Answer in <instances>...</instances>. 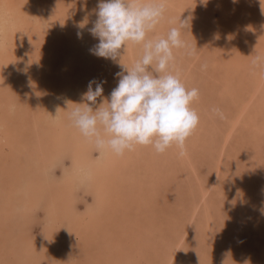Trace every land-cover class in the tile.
<instances>
[{
  "label": "rangeland",
  "instance_id": "374dc122",
  "mask_svg": "<svg viewBox=\"0 0 264 264\" xmlns=\"http://www.w3.org/2000/svg\"><path fill=\"white\" fill-rule=\"evenodd\" d=\"M253 1L258 7L257 11L254 10ZM52 2L53 0H0V50L3 51H0V142L6 139L9 142L24 141L21 143L26 147L24 153L34 158L33 161H36V153L43 152L37 151L40 143H48L54 160L53 165L43 174L40 164L33 162L25 154L20 157L16 153L17 156L10 158L5 149L4 154L0 155V206L6 201L8 205L9 201L20 202L21 205L25 203L29 181L33 177L35 180L36 177L42 178L43 183L44 180L45 183L56 180L59 183L69 175H74L77 182H74L76 188L70 203L71 211L88 216L94 210L99 213V224L88 222L91 230L84 236L85 244L80 239L69 240L67 237L61 247L51 242L47 252L43 253L41 246L44 245V236H48L46 233L51 230L49 228L56 223L51 218L49 193L40 194L38 198L44 201L40 200L38 210L32 217L26 215L29 218H24L19 212L17 216L20 217L19 223L23 224L21 220L28 223V231L17 239L20 243H24L26 238L30 240L26 248L33 246L35 249L30 253L37 259L25 256L24 252L28 251H25L24 243L19 251L11 252L12 258L7 260V264H55L54 258L57 256L62 259L59 264H221L222 261L223 264H244L245 261L248 264H264V102L259 101L264 100L260 92L255 97L250 96L254 85L252 82L257 74L260 77L259 73L264 67V64L256 66L253 63L256 55L264 58V11L261 6L264 5V0H155L165 5V11L154 30L147 34V39L166 37L171 28L179 27L180 18L183 20L191 17L189 32L182 30L181 38L195 49V55L190 57L185 54L184 49H173L174 61L169 70L179 75L186 88L199 90L198 99L192 104L199 116V124L185 142V155H179V150L174 145L164 153H157L150 145H136L130 152L115 154L123 159L118 161L119 166L106 156L111 151L104 150L102 153L77 128L70 125L69 111L64 118H59L61 113L58 110L62 101L72 105V109L78 107L75 104L88 103L95 110L103 103L104 98L110 97L111 91L117 86L119 78L116 73L123 70L122 64L132 67L141 58L143 47L134 44L129 48L128 45L127 53L121 49V56H124L122 60L118 57L116 62L97 57L91 53L90 43L93 48L98 40L91 39L88 34L94 21L93 16L86 17L82 11L83 8H90L91 4L95 5L96 10L99 0H54L55 5ZM140 2L148 3L152 0ZM53 20H57L59 25L53 23L56 22ZM49 39L50 42L54 40L55 44H50ZM251 42L256 45L252 46ZM233 46L241 52L239 54L244 67L240 65L229 68L224 63V58L237 57L238 52L231 48ZM46 49L48 52L44 53ZM94 57L96 60L93 62ZM202 65H206V69ZM85 74H91L93 78L85 77ZM82 77H85L87 86H82L79 93L78 81ZM89 79L104 82V95L97 98L95 105L81 99V94L87 91ZM64 80L67 81L64 82L65 88L69 83L71 85L67 94L64 93L65 97L61 96V99L52 98V91L60 84L63 87ZM225 85L230 88L229 91L225 90ZM254 87L257 88L256 85ZM262 87L261 90L264 85ZM65 88L61 89L62 92ZM234 88L238 89L235 97L229 96L227 101H221V97L226 92L231 94ZM48 97L53 101L49 111L45 113L39 100ZM245 101L249 103L246 114L253 122L248 121L243 126L235 127L229 137L228 132L234 126L239 107ZM202 103L208 104V113L201 106ZM213 106L219 107L220 113L223 111L222 115H212ZM238 118L242 117L238 114ZM69 133L70 138L67 136ZM59 135L65 152L61 149L62 146L59 149L55 147V139ZM4 148L2 147L3 150ZM43 149L47 150L46 147ZM23 160H29L30 165H25ZM87 161L91 164L90 168L82 163ZM77 162L85 165L80 168V173H76ZM106 164H113L114 168L119 167L121 171L118 170L117 175L113 170L109 172L111 175H108L107 181L110 178V183H107L105 191H111L112 196L109 204L103 206L95 186L96 176L91 171L106 168ZM6 169L16 171L11 174L12 180L5 177ZM113 174L117 176L114 180H120L115 183L116 186L119 185V192H113ZM203 179L209 182L206 185H213L208 190L205 189L204 193L210 203L208 206H205L201 187L199 188ZM9 185L13 186V190L9 189ZM4 214L0 215V230L10 226L13 228L15 219L5 221ZM71 223V220H66L64 230L71 227ZM7 236L10 237L0 231L2 242L5 243L3 240ZM6 241L8 242V237ZM12 249H15L14 245ZM66 249L72 250L75 257L65 259ZM61 251L64 253L59 254Z\"/></svg>",
  "mask_w": 264,
  "mask_h": 264
},
{
  "label": "clouds",
  "instance_id": "9594fccd",
  "mask_svg": "<svg viewBox=\"0 0 264 264\" xmlns=\"http://www.w3.org/2000/svg\"><path fill=\"white\" fill-rule=\"evenodd\" d=\"M164 11L165 5L155 0H99L96 20L88 29L98 40L91 53L116 62L124 56L121 49L127 53L130 43L143 47L141 58L132 67L120 60L123 70L116 73L118 84L95 110L88 103H72L78 106L70 110L72 125L101 152L122 155L136 145H150L157 153H164L174 145L183 156L185 142L199 124L192 107L199 90L186 88L179 75L169 70L174 61L173 49H184L190 57L195 55V49L181 38L182 30L189 32L191 17L180 18L179 27L171 28L166 37L147 39ZM253 63L264 64V58L256 55ZM103 83L90 81L81 99L95 105L104 95ZM212 112L222 115L218 108Z\"/></svg>",
  "mask_w": 264,
  "mask_h": 264
},
{
  "label": "bare ground",
  "instance_id": "6f19581e",
  "mask_svg": "<svg viewBox=\"0 0 264 264\" xmlns=\"http://www.w3.org/2000/svg\"><path fill=\"white\" fill-rule=\"evenodd\" d=\"M38 1V0H37ZM51 1V0H50ZM27 2V1H26ZM46 2V1H45ZM53 2H54V0H53ZM52 2V3H53ZM12 3V2H11ZM39 3V2H38ZM142 3V2H141ZM232 3H234V2H232ZM6 4H9V3H7L6 2ZM5 4V5H6ZM50 4V3H49ZM48 4V5H49ZM54 4V3H53ZM253 5H254V7H255V9L254 10H258L257 8L258 7H256V2H254L253 1V3H252ZM9 5H11V4H9ZM40 4H38V6H39ZM42 5V4H41ZM55 5V4H54ZM54 5H53V7H54ZM214 5V4H213ZM213 5L211 6V7H213ZM12 6V5H11ZM35 6V5H34ZM51 5H49V7H50ZM94 4H91V7L90 8H86V9H84L83 8V13H84V15L87 17V15L89 16V17H91L92 18V16H93V20L95 21L96 20V16L94 17V15H95V10H94ZM83 7V6H82ZM7 8H9V7H7ZM13 7H11V9H12ZM38 8V7H37ZM43 8V7H42ZM223 8H224V6H223ZM53 9H55V7L53 8ZM53 9L51 10V11H53ZM10 10V9H9ZM213 10V9H212ZM225 12V11H224ZM53 13H54V11H53ZM57 12L55 11V14H56ZM186 13H188L189 14V12H186ZM33 14V13H32ZM205 14V13H204ZM239 14V13H238ZM209 16V15H208ZM7 17V16H6ZM12 17H14V16H12ZM15 17H16V15H15ZM14 17V18H15ZM43 17V16H42ZM59 17V16H58ZM234 18V17H233ZM8 19H9V17H8ZM25 19V18H24ZM42 19V18H41ZM40 19V20H41ZM208 19V18H207ZM223 19V18H222ZM235 19H237V18H235ZM261 19V18H260ZM38 20V19H37ZM43 20V19H42ZM41 20V21H42ZM45 20V19H44ZM48 20V19H47ZM59 20V19H58ZM74 20V19H73ZM15 21H16V19H15ZM53 21H56V22H53V23H58L57 22V20H53ZM75 22H76V20H74ZM94 21H92V22H94ZM260 21V20H259ZM16 23V22H15ZM31 23H32V21H31ZM41 23V22H40ZM29 24V23H28ZM44 24V23H43ZM241 24V23H240ZM1 25H2V23H1ZM40 25H42V24H40ZM58 25H59V23H58ZM93 25V23H91V26ZM6 26V25H5ZM16 26V25H15ZM33 26V25H32ZM257 26H259V25H257ZM11 27H13V26H11ZM15 28V27H14ZM13 28V29H14ZM21 28H22V26H21ZM29 28V27H28ZM36 28V27H35ZM55 27H51V29H54ZM34 29V28H33ZM239 29V28H238ZM36 30V29H35ZM58 30H60V27L58 26ZM0 31H1V29H0ZM44 31H46V30H44ZM51 30H49V35H51L50 32ZM53 31V30H52ZM11 32V31H10ZM13 32V31H12ZM24 32H26V31H24ZM27 33H30V31L28 32V30H27ZM11 34V33H10ZM89 34V37L91 38V39H93L94 37L90 34V33H88ZM215 34V33H214ZM5 35V34H4ZM55 35V34H54ZM67 35H68V33H67ZM42 36H43V34H42ZM57 36H58V34H57ZM66 36V35H65ZM43 37H45V36H43ZM49 38V37H48ZM73 38V37H72ZM67 39V38H66ZM48 40V39H47ZM29 41V40H28ZM43 41V40H42ZM54 40H51V42H50V39H49V42H50V44H53L54 42H53ZM59 42V41H58ZM1 43H3V42H1ZM72 43V42H71ZM55 44V43H54ZM60 44V43H59ZM68 44V43H67ZM249 44V43H248ZM6 45V44H5ZM43 45V47L45 46V44H42ZM133 45L134 44H129V48H132L133 47ZM251 45H256L255 43H253V42H251ZM13 46V45H12ZM12 46H11V48H12ZM25 46H26V44H25ZM31 46V45H30ZM29 46V47H30ZM54 46H56V45H54ZM72 46V45H71ZM73 46H74V44H73ZM4 47V46H3ZM2 47V48H3ZM23 47V46H22ZM28 47V46H27ZM34 47V46H33ZM43 47H41V48H43ZM251 47V46H250ZM14 48V47H13ZM54 48V47H53ZM66 48V47H65ZM92 47H91V43H90V49H91ZM252 48V47H251ZM264 48V47H263ZM5 49V48H4ZM20 49V48H19ZM22 49H24V48H22ZM27 49V48H26ZM33 48H31V50H32ZM3 50V49H2ZM10 50V49H9ZM11 50H13V49H11ZM34 50V49H33ZM47 50V49H46ZM43 51L44 53L45 52H48V50L47 51ZM238 50V49H237ZM1 51V50H0ZM28 51H29V49H28ZM37 51V50H36ZM35 51V52H36ZM239 51V50H238ZM249 51H251V49L249 50ZM1 52H3V51H1ZM21 52V51H20ZM30 52V54H31V51H29ZM28 52V53H29ZM10 52H8V54H9ZM14 53H16V52H14ZM25 53V52H24ZM50 53V52H49ZM65 53V52H64ZM3 54V53H2ZM8 54H6V56H9ZM33 54H34V52H33ZM4 55V54H3ZM42 55V54H41ZM65 55H67V54H65ZM235 55H237L236 53H235ZM11 56V55H10ZM16 55L14 54V57H15ZM47 55H45V57H46ZM50 56V55H49ZM60 56V55H59ZM4 57V56H3ZM2 58V57H1ZM7 58V57H6ZM9 58V57H8ZM39 58V57H38ZM47 58V57H46ZM65 58V57H64ZM190 58V57H189ZM12 60H13V57L11 58ZM15 59H16V57H15ZM27 59V58H26ZM35 59H36V57H35ZM93 59V62L96 60V57H94V58H92ZM227 59V62H224V63H226V65L230 68L231 66H233V67H236V66H240V65H242V63H241V59H240V54H238L237 55V57H228V58H226ZM34 60V59H33ZM84 60H86V59H84ZM228 60H229V62H228ZM21 61V60H20ZM29 61H30V59H29ZM39 61V60H38ZM42 61H44V59L42 60ZM226 61V60H225ZM45 62V61H44ZM61 62V61H60ZM63 62V61H62ZM61 62V63H62ZM22 63V62H21ZM30 63V62H29ZM212 64V63H211ZM46 65H47V63H46ZM235 65V66H234ZM28 66V65H27ZM77 66V65H76ZM116 66V65H115ZM243 66V65H242ZM244 67V66H243ZM41 68V67H40ZM78 68V67H77ZM45 69V68H44ZM48 69V68H47ZM263 69H264V67H263ZM262 69V71H261V73H259V78H258V74H257V77H256V79L252 82L253 84V88L251 89L252 90V93H250V96H256V95H258V93L259 94H261V97H263V100H264V89H262L261 90V88H263L262 86L264 85V70ZM46 70V69H45ZM233 70V69H232ZM251 70V69H250ZM64 71V70H63ZM89 71H92V69H89ZM114 71V70H113ZM184 72V71H183ZM182 72V73H183ZM103 73V72H102ZM186 73V72H185ZM3 74V73H2ZM33 75V74H32ZM185 75H187V74H185ZM36 76V75H35ZM70 76V75H69ZM85 77H89V78H93V76H91V74H85ZM85 77H82V79H80L78 82V90H79V93H80V90H81V88H86V86H87V84L85 83V80L86 79H84ZM25 78V77H24ZM33 79H34V77H33ZM102 79V78H101ZM89 81H90V79L88 80V83H89ZM64 82H65V80L62 82V84H63V87L62 86H60L59 85V87H57V89H54L53 91H52V98H56V99H59L61 96H63V97H65V95H64V93L65 94H67L66 92L70 89V87H71V85H70V83H69V85H66L67 86V88H65V85H64ZM67 82V81H66ZM65 82V83H66ZM34 83V82H33ZM118 83V82H117ZM206 83V82H205ZM251 84V83H250ZM104 85V84H103ZM257 86V88L256 87H254V86ZM83 86V87H82ZM95 86V85H94ZM115 86V85H114ZM116 87V86H115ZM114 87V88H115ZM225 87H226V85H225ZM230 87H231V85H230ZM5 88V87H4ZM62 88H65V90H63V92H62ZM227 89H225V90H228L229 91V89L230 88H228V87H226ZM60 89V90H59ZM213 90V89H212ZM3 91H4V89H3ZM21 91V90H20ZM72 91H74V90H72ZM16 92V91H15ZM236 92H238V89L237 88H234V89H232L231 90V94H230V92H226V95H223L222 97H221V101H227V99H228V97L229 96H232L233 98L235 97V95H236ZM250 92V91H249ZM4 93H7L6 91L4 92ZM211 93H212V91H211ZM32 95V94H31ZM82 95V94H81ZM30 96V95H29ZM74 96V95H73ZM44 97V96H43ZM52 98L50 97H48V98H43V100H39L40 101V105H41V107H42V109L44 110V112L45 113H47V111H49V107H50V105H51V101H53L52 100ZM233 98H232V100H233ZM37 99V98H36ZM61 99V98H60ZM230 99V98H229ZM253 99H255V98H253ZM38 101V102H39ZM229 101V100H228ZM235 101V100H234ZM261 103L262 102H264V101H261V100H259ZM71 102H73V100L71 101ZM215 102H216V100H215ZM218 102H219V100H218ZM246 102V101H245ZM4 103V102H3ZM2 103V104H3ZM58 103H59V100H58ZM60 103H61V101H60ZM226 103V102H225ZM228 103V102H227ZM235 104H236V102H234ZM233 103V104H234ZM212 104V103H211ZM216 104H218V103H215V105ZM230 104V103H229ZM228 104V105H229ZM248 102H246L243 106H240L239 107V112H238V114L242 117V118H238V114H237V117H236V121H235V123H234V126H233V128L230 130V132H228V136L230 137L232 134V132H233V130H234V128L235 127H237V126H243V125H245L246 123H248V121H250V119L248 118V112H247V108H248ZM74 105V104H73ZM227 105V104H226ZM227 105V106H228ZM72 105H70V106H68V104L65 102V103H63V101H62V104H61V107L59 108V110H58V112H60L61 113V115L59 114L58 115V117L59 118H64L65 117V115L68 113V111H67V108H69V112H70V110L72 109V107H71ZM211 106V105H210ZM230 106V105H229ZM71 107V108H70ZM214 107V106H213ZM212 107V108H213ZM232 107V106H231ZM214 108H216V107H214ZM219 108V107H218ZM224 108V107H223ZM2 109V108H1ZM41 110V109H40ZM229 110V109H228ZM1 112V111H0ZM39 112V111H38ZM41 112V111H40ZM225 112V111H224ZM228 112V111H227ZM231 112H233V111H231ZM54 113V112H53ZM221 113H223V111L221 112ZM226 113V112H225ZM247 113V114H246ZM48 115V114H47ZM212 115H213V112H212ZM211 115V116H212ZM1 116V115H0ZM41 117V116H40ZM53 117V116H52ZM57 117V118H58ZM214 116H212V118H213ZM221 118V117H220ZM2 119V118H1ZM69 119V118H68ZM210 119V118H209ZM47 120V119H46ZM243 122H242V121ZM20 121V120H19ZM5 122V121H4ZM45 122V121H44ZM59 122V121H58ZM242 122V123H241ZM251 122H253V121H250V123ZM5 125H6V123H4ZM42 124V123H41ZM68 124V123H67ZM70 124V123H69ZM243 124V125H242ZM1 125V124H0ZM3 125V124H2ZM14 125H16L17 126V124H14ZM55 125V124H54ZM71 126H72V124H70ZM47 126H49V125H47ZM260 126H262V125H260ZM3 127V126H2ZM59 127V126H58ZM64 127V126H63ZM261 128V127H260ZM13 129V128H12ZM70 129V128H69ZM262 129V128H261ZM264 129V128H263ZM3 130V129H2ZM1 130V131H2ZM40 130V129H39ZM56 130V129H55ZM62 130V129H61ZM75 130V129H74ZM60 131V130H59ZM66 131H67V129H66ZM3 132V131H2ZM44 133V132H43ZM255 133V132H254ZM2 134V133H1ZM6 134V133H5ZM26 135V134H25ZM69 135H71L70 133L67 135V136H69ZM257 135V134H256ZM64 136V135H63ZM43 137V136H42ZM226 137V136H225ZM1 138H2V136H1ZM4 138H6V137H4ZM45 138V137H44ZM69 138H70V136H69ZM84 138V137H83ZM82 138V139H83ZM67 139H68V137H67ZM65 140V141H68V140ZM76 139V137H74V140ZM60 140H62V137H60V135H59V138L58 139H55V141L57 142L55 145V147L57 148V149H59L58 147H60L61 148V146H62V148L61 149H63V141H60ZM86 140H87V138H86ZM0 141H2V140H0ZM5 141V142H4ZM13 142V143H12ZM12 142H9L8 141V139H6V140H3V142H0V155L2 156L4 153V151H8L9 152V154L8 155H10V158H13L14 156H17V154H18V156H20V157H22L23 156V154H25L24 153V148H25V150H26V147L23 145V144H21L22 142H24V141H20V142H15V141H12ZM77 142V141H76ZM86 142V141H85ZM90 142V141H89ZM38 143V142H37ZM87 144H88V142H86ZM91 143V142H90ZM14 144V145H13ZM67 144V143H66ZM72 144V143H71ZM40 147L37 149V151H40V150H42L43 152H39V153H36L35 155H36V161H33V159L34 158H31L29 155H26L25 154V156H28V158L29 159H32V161L33 162H35V163H37V164H40V166H41V170H42V172H43V174H45L48 170H49V167L50 166H52L53 165V163H52V161H54L53 159H52V157H53V154L51 153V150H50V147H49V145H48V143L46 144V143H44V144H42V143H40ZM76 145V144H75ZM66 146V145H65ZM2 147L4 148V150L2 149ZM13 147H15L14 149H13ZM46 147V149L47 150H45L44 151V149L43 148H45ZM48 147V148H47ZM72 147H74V146H72ZM261 147V146H260ZM67 148V150H68V147L66 146L65 147V149ZM80 148V147H79ZM88 148V147H87ZM6 149V150H5ZM9 149V150H8ZM73 149V148H72ZM74 149H76V147L74 148ZM3 150V151H2ZM71 150V148L69 149V151ZM85 150V149H84ZM36 151V152H37ZM63 151H64V149H63ZM62 150H61V152H63ZM60 152V151H59ZM65 152V151H64ZM87 152V151H86ZM108 152V151H107ZM130 152V151H129ZM17 153V154H16ZM67 153V152H66ZM70 153V152H69ZM73 153V152H72ZM82 153H84V152H82ZM103 153V152H102ZM135 153V152H134ZM39 154V155H38ZM62 154V153H61ZM68 154V153H67ZM74 154V153H73ZM129 154V153H128ZM75 155V154H74ZM131 155V154H130ZM63 155H61V157H62ZM106 156H109L111 159H112V161L113 162H116L117 164L119 163L118 161L119 160H121L122 158L120 157H117L113 152H109ZM134 156V155H133ZM59 157H60V155H59ZM58 157V158H59ZM85 157H87L86 156V154H85ZM84 157V158H85ZM157 157V156H156ZM154 158H155V156H154ZM27 159V158H26ZM80 159V158H79ZM87 159V158H86ZM111 159H110V161H111ZM138 159V158H137ZM123 160V159H122ZM32 161H31V163H32ZM81 161V160H80ZM80 161H78V162H80ZM85 161V160H84ZM93 161V160H92ZM91 161V162H92ZM190 161V160H189ZM23 163H25V165H30V163H28L29 162V160H23L22 161ZM78 162H77V164H78ZM126 162V161H125ZM141 162H142V160H141ZM22 163V164H23ZM28 163V164H27ZM82 163H85V165H86V167H88V168H90V165L91 164H89V162L87 161V162H82ZM96 163V162H95ZM115 164V163H114ZM117 164H115V165H117ZM19 165V164H18ZM24 165V164H23ZM55 165H56V163H55ZM76 165V164H75ZM81 165H83V166H81ZM85 165L84 164H78L77 165V167H76V173L77 172H79V171H81L82 169H80V168H84L85 167ZM93 165V164H92ZM101 165V164H100ZM95 166V165H94ZM96 166H97V164H96ZM117 166H119V164L117 165ZM98 167V166H97ZM139 167V166H138ZM10 168V167H9ZM15 168V167H14ZM54 168V167H53ZM96 168V167H95ZM1 169V168H0ZM17 169V168H16ZM75 169V168H74ZM73 169V170H74ZM142 169V168H141ZM2 170V169H1ZM72 170V171H73ZM89 170V169H88ZM88 170H86V171H88ZM96 170V169H95ZM95 170L93 169L91 172H94V175L96 176V179H95V181L97 182V184L95 185L96 186V188H97V193H99V201H100V204H102L103 206H105L106 204H109V202H110V199H111V191H108V189H107V191H105V189L106 188H108L107 186V183H110V178L108 179V181H107V177H108V175H111V173H109V172H111L112 170H113V173L114 174H118L117 172H118V170H120L119 169V167L118 168H114L113 167V164L111 165V164H106V168H103V169H100V170H96L98 173H97V175L95 174ZM109 170V171H108ZM5 170H3V172H4ZM51 171V170H50ZM69 171H71V170H69ZM71 171V173H73ZM121 171V170H120ZM16 171H14V172H11V170L9 171V170H7L6 169V171H5V174L7 175V176H5L6 178H8L9 177V179H11L12 180V178H10V177H12V175L11 174H13V173H15ZM84 172V171H83ZM21 173H22V171H21ZM76 173H73V174H76ZM80 173V172H79ZM78 173V174H79ZM196 173H197V171H196ZM1 174V173H0ZM72 174V175H73ZM113 174V192H119V185L118 186H116L115 185V183H117L118 181H120V180H118V181H116V180H114V178L116 177L117 178V176L116 175H114ZM3 175V174H2ZM50 176V175H49ZM80 176V175H79ZM87 176V175H86ZM4 177V178H5ZM15 177H17V176H15ZM33 177V176H32ZM47 177V176H46ZM76 177V176H75ZM77 177H78V175H77ZM76 177V178H77ZM83 177V176H82ZM19 178H20V176H19ZM35 177H33L32 179H30V181H29V178H28V181H29V185H28V188H27V191H26V193H27V197L25 198V203H23L22 205L21 204H19L18 202H11V201H9V205H8V202L6 201V202H2L3 204H1V206H0V215L4 212L5 214V216H4V218H5V221L6 220H8V219H12L13 220V218L15 219V221H14V227L13 228H10L9 227V225H8V227L10 228H6V229H4L3 228V230H0L3 234L5 233L6 235H10V237L9 236H7L8 237V242H10V243H8L6 240H7V237L6 238H4V239H6V240H3V241H5V243L4 242H2L1 241V239H0V264H7V260L9 259V258H12L11 257V252H17V251H19L18 249L21 247V244L23 245L24 243H25V251H28L29 253L32 251L33 252V250L35 249L33 246H32V248H31V246H28L27 248H26V245L28 244V241H30V240H28L27 238L26 239H24V243H20V241H19V239H17V237L18 236H20V235H23V234H25L27 231H28V227H27V224L24 222V221H22L21 220V222L23 223V224H21V223H19L20 222V217L18 218L17 216H18V212L19 213H21V214H23L22 216L25 218L26 217V215L28 216H31L32 214H34L35 212H36V209H37V207H39L38 206V204H39V202H40V200H42V201H44L43 199H40V198H38L39 196H40V194L42 195V194H44L45 195V193L46 192H48L49 193V199H51V205H50V213H51V218H52V220L56 223L54 226H52V228H49V229H51L48 233H46V234H48V236L46 235V236H44V245H42L41 246V249L43 250V253H45V252H47V250H48V248L51 246V242H55L54 244L56 245V246H60L61 247V244H64L65 242H66V239H67V237H68V239L69 240H71L72 238L73 239H80L81 240V243H84V239H85V235H87L86 233L88 232V231H90L91 230V228H90V226L88 227V222H90V221H92V222H90L91 224H93V225H95V224H99V222H98V215H99V213H97L96 211H91L90 212V215L88 214V216H86V215H78L77 213H74V211H71L72 210V207H71V205H70V203L73 201V198H72V195H73V190L76 188V184L74 185V182H77L76 181V179H74V175L73 176H71V175H69V177H67V178H64L63 180H62V182H59V183H57L56 181L55 182H48V183H45V180H44V183H43V181L41 180L42 178H40V177H36L37 179L35 180L34 179ZM94 178V177H93ZM121 178V177H120ZM9 179H6L5 181H7V180H9ZM17 179V178H16ZM79 179H81V178H79ZM91 179H92V177H91ZM35 180V181H34ZM199 180H201V179H199ZM54 181V180H53ZM61 181V180H60ZM116 181V182H115ZM125 181H126V179H125ZM144 181V180H143ZM7 182H9V181H7ZM16 182H18L17 180H16ZM93 182V181H92ZM140 182V181H139ZM138 182V183H139ZM153 182V181H152ZM208 181L207 180H202L201 182H200V185H199V188L201 187V193H203L202 194V196H203V200H204V204H206L205 206H208V205H210V203H209V201L207 200V197H206V195L204 194L205 192H206V190L205 189H209V188H211L213 185L211 184V185H206V183H207ZM6 183V182H5ZM121 183V182H120ZM136 184V183H135ZM140 184V183H139ZM208 184H209V182H208ZM5 185V184H4ZM8 185V184H7ZM9 189L10 190H13V186L12 185H9ZM141 189V188H140ZM33 190V191H32ZM142 190V189H141ZM12 192V191H11ZM19 192H22V189H19ZM17 193H18V191H17ZM46 195H47V193H46ZM4 196V195H3ZM9 196H11L10 194H9ZM46 197V196H45ZM42 198H44V197H42ZM22 200V199H21ZM11 202V203H10ZM46 202V201H45ZM137 202V201H136ZM68 203V204H67ZM12 204V205H11ZM47 204V203H46ZM109 206V205H108ZM211 207V206H210ZM210 207H209V209H210ZM241 207V206H240ZM207 208V207H206ZM220 208V207H219ZM238 208V207H237ZM242 209V208H241ZM38 210V209H37ZM197 210V209H196ZM206 210H208V209H206ZM73 214H72V213ZM96 212V213H95ZM218 214V213H217ZM208 215H210L209 214V212H208ZM214 215V214H213ZM34 216V215H33ZM215 216V215H214ZM9 217V218H8ZM32 217V216H31ZM221 217V216H220ZM26 218H29V217H26ZM210 220L212 219L211 217L209 218ZM214 219V218H213ZM52 220H51V222H52ZM66 220H68V221H72V226L71 227H68L67 228V230H68V232H67V230L65 229L64 230V223H65V221ZM28 221V220H27ZM26 221V222H27ZM30 221V220H29ZM209 221V220H208ZM213 221V220H212ZM217 222H218V220H216ZM213 222H215V220L213 221ZM7 223V222H6ZM6 223H4V225L6 224ZM210 223H211V221H210ZM11 224V223H10ZM90 224V225H91ZM212 224V223H211ZM2 225V217H0V226ZM51 226V225H50ZM126 227V226H125ZM122 228H124V226L122 227ZM25 231V232H24ZM116 231H118V230H116ZM124 232H125V228H124V230H123ZM70 233H74L73 235H69ZM67 235V236H66ZM5 236V235H4ZM62 237H63V239H62ZM124 238H126V237H124ZM65 241V242H64ZM7 242V243H6ZM30 243V242H29ZM85 244V243H84ZM13 245H14V248L15 249H12V247H13ZM20 245V246H19ZM16 247H17V250H16ZM23 248V247H22ZM21 248V249H22ZM12 249V250H11ZM56 249V248H55ZM23 250V249H22ZM64 250H65V248H64ZM177 251V250H176ZM28 252H24V254L26 253V255L25 256H27V258L29 257V259H31V257H32V259H37V258H35L34 256H33V254L32 253H30V254H28L27 255V253ZM57 252V251H56ZM65 252V253H64ZM64 252H59V254H62V253H64L65 255H66V257H65V255H64V257H65V259H69L71 256H73V257H75V254H73L74 252L72 251V250H70V249H66V251H64ZM23 252L21 251V254H22ZM170 254H172L171 252H170ZM174 254V253H173ZM9 255V256H8ZM14 255V254H13ZM45 255V254H44ZM3 256H6V258H4L3 259ZM36 256V255H35ZM34 257V258H33ZM38 257V256H37ZM54 260H55V264H59L58 262H59V260H62L61 259V256H57V257H55L54 258ZM53 264H54V262H53Z\"/></svg>",
  "mask_w": 264,
  "mask_h": 264
},
{
  "label": "crops",
  "instance_id": "0c3cea01",
  "mask_svg": "<svg viewBox=\"0 0 264 264\" xmlns=\"http://www.w3.org/2000/svg\"><path fill=\"white\" fill-rule=\"evenodd\" d=\"M225 25H226V23L224 22L223 26H225ZM229 44H231V43H229ZM232 45H233V44H232ZM252 46H253V45H252ZM231 48H232L234 51H237L238 54L241 53L240 51L237 50V47L234 48V46H233V47H231ZM224 59L226 60L225 62H227V59H226V58H224ZM228 62H229V60H228ZM201 100H202V99H201ZM245 103H246V102H244V103L242 104V106H243ZM207 105H208V104H205V103H202V104H201V106L205 109V112H207V109L209 108ZM207 113H208V112H207ZM207 113H206V114H207Z\"/></svg>",
  "mask_w": 264,
  "mask_h": 264
}]
</instances>
